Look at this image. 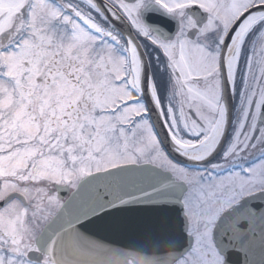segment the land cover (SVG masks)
<instances>
[{"label": "snow or ice", "instance_id": "snow-or-ice-1", "mask_svg": "<svg viewBox=\"0 0 264 264\" xmlns=\"http://www.w3.org/2000/svg\"><path fill=\"white\" fill-rule=\"evenodd\" d=\"M0 264H264V0H0Z\"/></svg>", "mask_w": 264, "mask_h": 264}, {"label": "water", "instance_id": "water-1", "mask_svg": "<svg viewBox=\"0 0 264 264\" xmlns=\"http://www.w3.org/2000/svg\"><path fill=\"white\" fill-rule=\"evenodd\" d=\"M109 240L113 241L115 244L127 249L135 248L138 246L139 241L133 236H109Z\"/></svg>", "mask_w": 264, "mask_h": 264}]
</instances>
